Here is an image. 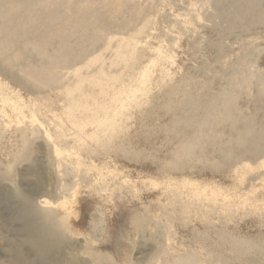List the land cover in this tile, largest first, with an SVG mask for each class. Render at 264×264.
<instances>
[{
    "label": "rangeland",
    "instance_id": "1",
    "mask_svg": "<svg viewBox=\"0 0 264 264\" xmlns=\"http://www.w3.org/2000/svg\"><path fill=\"white\" fill-rule=\"evenodd\" d=\"M237 1L245 5L254 3L253 0L0 1V7L10 11L12 25L28 24L26 31L15 26L14 31L0 33V82L26 99L39 101L45 108L43 112L24 105L26 112L15 116L11 128L6 129L7 143L19 135L12 133L16 128L27 129L30 141L26 154L14 163L11 175L0 180V264H165L167 252H188L194 264H264V249L261 250L264 148L256 152V141L252 140L264 129V21L245 15L233 21ZM260 1L264 10V0ZM11 6L16 9L11 11ZM3 22L0 19V24ZM36 44L48 47L49 53L56 56L64 44L62 53L70 60L65 68L52 69L49 76L54 78L46 87L37 86L22 71L32 64L39 68L37 74L42 73L46 59L34 49ZM141 45L149 49L143 51ZM132 49L142 50L146 56L144 64L134 71L125 68L124 55ZM150 62L154 66L152 72L143 82L135 81L133 77ZM121 74L124 81H118ZM234 74L240 78L238 85L230 83ZM105 84H110L109 90ZM101 88H106L105 95L99 92ZM224 90H229L237 102L236 116L240 113L253 116L248 143L237 138L238 129H247L243 120L235 131L231 123L210 122L202 128L180 119L183 104L191 99L198 102L192 118L204 117V103ZM84 93L86 99L81 100L79 97ZM88 94L92 97H87ZM75 96L77 101L73 100ZM104 103L108 110L102 109ZM74 106L75 110L70 111ZM10 114L3 120L7 122ZM167 118L169 124H176L166 140L161 127L168 123ZM180 131L187 132L184 136L193 141L194 150H190L191 154L180 152L177 158L174 148L179 143ZM123 135L129 138L124 140ZM211 135L228 136L229 142L222 148L230 151L233 158H224L222 151L213 148ZM120 146L129 150H121ZM212 155L220 156L222 171L213 166L209 159ZM170 159L180 161L175 169L165 164ZM6 162L5 153L0 151V173H5ZM73 192H76L74 199ZM65 196L73 200L80 215L73 220V231H66L61 244L43 253L34 239L35 232H28L33 225H26L22 218L23 203L44 210L42 200L57 201ZM219 229L225 232L228 241L233 236H245L246 241L259 242L254 241L251 251L239 252V256L227 254L230 257L227 262L221 254L229 242L225 237L211 235Z\"/></svg>",
    "mask_w": 264,
    "mask_h": 264
},
{
    "label": "bare ground",
    "instance_id": "2",
    "mask_svg": "<svg viewBox=\"0 0 264 264\" xmlns=\"http://www.w3.org/2000/svg\"><path fill=\"white\" fill-rule=\"evenodd\" d=\"M0 1H2V0H0ZM236 1V0H235ZM253 4H244V2L243 3H241L240 1H237V2H235L234 3V5H235V9H234V12H233V15H232V20L233 21H236L237 19H239L240 17H241V15H245V16H253V17H256L257 19H259L260 21H264V10H263V8H262V4H261V1L260 0H253ZM30 8V7H29ZM6 9V8H5ZM4 8H2V7H0V19H2L4 22L2 23V24H0V33L1 32H6V31H14V29H16V27H20L21 28V30H24V31H26L27 30V28H28V24H24V25H22V26H17V25H12V23H13V18H12V15L10 14V13H8V12H10V11H6ZM16 9V7H13V6H11V11H13V10H15ZM218 15V14H217ZM23 17V16H22ZM216 18H217V16H216ZM16 26V27H15ZM247 28H248V26H247ZM253 28V27H252ZM31 30V29H30ZM29 30V31H30ZM228 32H229V30H228ZM3 34V33H2ZM15 34V33H14ZM25 35H26V33H25ZM1 37V36H0ZM154 37V36H153ZM152 37V38H153ZM157 37V36H156ZM64 38V37H63ZM62 38V39H63ZM27 41V40H26ZM25 41V42H26ZM130 41V40H129ZM136 42H138V40H135ZM11 42V41H10ZM9 42V43H10ZM151 42V41H150ZM70 43V42H69ZM0 44L2 45V43L0 42ZM29 44V43H28ZM31 45L33 44V43H30ZM29 44V45H30ZM128 44H130V43H128ZM131 44H132V42H131ZM133 45V44H132ZM8 46H9V44H8ZM65 46H67V43L65 42ZM73 46V45H72ZM134 46H135V44H134ZM142 46V45H141ZM149 47H150V44L148 45ZM33 47H34V49L43 57V59L45 58L46 59V62H45V64H43L42 63V73L41 74H37L36 72V69L39 71V68L38 67H36V66H34V65H32V64H29L28 66H26L25 68H23V72H25V74L26 75H28L29 77H30V79H32L36 84H37V86H39V87H46V86H48L50 83H51V81L53 80V76H49V75H51V71H52V69H55L56 67H61V68H65L66 66H67V64L69 63V58H67V56L66 55H64L62 52H64V50H62V48H64V44H63V47H61L56 53H58V55L56 56V55H54V54H50L49 53V51H48V47H43V46H41V45H39V44H36V45H33ZM59 47V46H58ZM143 47V51L144 50H146V49H149V48H147L146 46H142ZM130 48V47H129ZM134 48V47H133ZM140 48V47H139ZM220 48H221V45H220ZM135 49H136V47H135ZM151 49V48H150ZM131 50V49H130ZM143 51L142 50H140V52L139 51H136V50H133L132 49V52L130 53L129 52V54H125L124 55V57H125V59L127 60V64H125V68L127 69V70H135L136 68H137V66H139V64H141V63H143L144 64V61H146V60H143L144 59V57H146L145 55L143 56L142 55V53H143ZM151 51V50H150ZM172 51V50H171ZM4 52H6V51H3V53ZM127 53H128V51H126ZM148 52H149V50H148ZM153 52V51H152ZM145 53H147V52H145ZM157 54V53H156ZM78 55V54H77ZM152 55V54H151ZM158 56L159 55H157V57L156 58H158ZM86 57H88L87 56V54H86ZM148 58L150 57V56H147ZM153 57V56H152ZM151 57V58H152ZM154 57H155V55H154ZM151 58H150V60H151ZM163 58V57H162ZM16 61H18L19 60V57H17L16 56ZM122 59V58H121ZM160 59V58H159ZM251 59V58H250ZM82 60V59H81ZM95 61H96V59H94ZM147 61H148V59H147ZM124 62H126L125 60H124ZM83 63H84V61H83ZM161 63V62H160ZM10 64H11V62H10ZM143 64H141L140 66H142ZM158 65V67H159V64H157ZM234 65V64H233ZM171 66V65H170ZM152 69H154V66H153V64H152V62H150V64L148 65V66H146V67H144V70L142 71V72H137V74L135 75V77H133L134 78V80L135 81H138V83L139 82H143V79L144 78H146V77H148V74L150 73V71L152 72ZM171 69V68H170ZM239 69H241V67L239 68ZM141 70H142V67H141ZM140 70V71H141ZM244 70V69H243ZM243 70H241V71H243ZM154 71H156V69L154 70ZM158 71V70H157ZM104 72V71H103ZM170 72V71H169ZM195 72V71H194ZM237 72L238 71H236V74H237ZM102 73V72H101ZM106 73V72H105ZM108 73V72H107ZM239 73H240V70H239ZM58 74V73H57ZM236 74H234L233 76H231L232 78H231V84L232 85H238L239 83H240V78L236 75ZM102 75H104V74H102ZM106 75V74H105ZM108 75V74H107ZM122 75V77H121V79H120V77H119V80L118 81H124L123 80V75L124 74H121ZM194 75V74H193ZM113 75H111V78H114V77H112ZM244 76V75H243ZM107 77H110V75L109 76H107ZM87 79H88V77H86ZM85 78V79H86ZM117 79H118V77H116ZM151 78V77H150ZM158 78H159V74H158ZM84 79V78H83ZM102 79H103V77H102ZM105 79V78H104ZM103 79V80H104ZM127 79V78H126ZM184 79V78H183ZM188 79V78H187ZM59 80H60V78H59ZM85 81V80H84ZM101 81V80H100ZM112 81V80H111ZM114 81H115V79H114ZM166 81H167V79H166ZM81 82V81H80ZM113 82V81H112ZM127 82V81H126ZM244 82V81H243ZM242 82V83H243ZM95 83V82H94ZM99 83V82H98ZM124 82H122V84H123ZM128 83V82H127ZM126 83V84H127ZM190 83H191V81H190ZM238 83V84H237ZM75 84H77V83H75ZM79 84V83H78ZM93 84V83H92ZM125 84V85H126ZM101 85V84H100ZM100 85H99V87H100ZM105 85H107L106 87H107V89L109 90L110 89V84H105ZM129 85V84H128ZM131 85V84H130ZM145 85H147V84H145ZM163 86V85H162ZM73 87V86H72ZM91 87V86H90ZM98 87V86H97ZM121 87H123V85H121ZM152 87V86H151ZM74 89H75V87H73ZM82 88H84L83 87V84H82ZM94 88V87H93ZM92 88V89H93ZM154 88V87H153ZM153 88H152V90H153ZM170 87H168V89H169ZM68 89H70V87L68 88ZM72 89V88H71ZM91 89V88H90ZM100 89V88H99ZM123 89V88H122ZM137 89L138 90H140V87H138L137 86ZM141 89H143V88H141ZM149 89V88H148ZM192 89V88H191ZM232 89V88H231ZM49 90H50V88H49ZM136 90V89H135ZM146 90V89H145ZM87 91H89V90H87ZM106 88H101V91H99L100 93H102V94H106ZM170 91V90H169ZM221 91V90H220ZM85 92V91H84ZM95 92V91H94ZM97 92V91H96ZM191 92V91H190ZM211 92V91H210ZM119 93V92H118ZM139 93V92H138ZM145 93V92H144ZM166 93V92H165ZM192 93V92H191ZM214 93V92H213ZM79 94V93H78ZM89 94H91L90 92H89ZM89 94L87 95V97H89ZM93 94V93H92ZM104 94V95H105ZM190 94V93H189ZM94 95V94H93ZM96 95V94H95ZM112 95V94H111ZM137 95V94H136ZM70 96V95H69ZM73 96H74V93H73ZM82 96V95H81ZM79 97L81 100H83V97L85 98V96H86V94L84 93V96H82V97ZM98 96V95H97ZM100 96V95H99ZM130 96H131V94H130ZM138 96V95H137ZM175 96V95H174ZM195 96V95H194ZM209 96V95H208ZM90 97H92V96H90ZM89 97V98H90ZM113 97H115V96H113ZM205 97V96H204ZM78 98V97H77ZM94 98V97H93ZM92 98V99H93ZM158 98V97H157ZM72 99V98H71ZM76 99V96L74 97V99L73 100H75ZM86 99V98H85ZM107 99V98H106ZM114 99V98H113ZM125 99V98H124ZM128 99V98H127ZM146 99V98H145ZM156 99V98H155ZM78 99H76V101H77ZM89 100V99H88ZM95 100V99H94ZM98 100V99H97ZM99 100H100V98H99ZM104 100H105V98H104ZM103 100V101H104ZM108 100V99H107ZM205 100V99H204ZM203 100V101H204ZM0 101L2 102V103H0V151L1 152H4L5 153V155H6V157H7V168L5 169V173H0V180H2L3 178H7L9 175H11V172H12V168H13V165H14V163L15 162H17V160L20 158V157H23L25 154H26V151H27V147H28V145H29V141H30V139H29V134H28V131H27V129H18V128H16V129H13V131H12V133H19V135L17 136V135H15L16 136V139H14L13 140V142H11V143H7L6 142V139L8 138L7 136H6V129H10L11 128V126H12V124H13V122H14V118H15V116L16 117H19L20 115H22L24 112H26L25 111V108H24V105H25V107H26V105H28V107L30 106V107H35L38 111H42L43 110V112L45 111L44 109L45 108H43V106L40 104V102L38 101L37 102V100H32V98L31 99H26L25 98V96H23V95H21V94H19L18 93V91H16V90H13V89H11L9 86H7V85H5L4 83H2V82H0ZM56 101V100H55ZM75 101V102H76ZM102 101V100H101ZM106 101V100H105ZM171 101V100H170ZM71 102V101H70ZM74 102V101H73ZM82 102V101H81ZM100 102V101H99ZM109 102H110V99H109ZM65 103V102H64ZM77 103H80V101L79 102H77ZM76 103V104H77ZM106 103V102H105ZM105 103H104V105H102L103 104V102H102V109H107V106L105 105ZM124 103H126V102H124ZM123 103V104H124ZM198 102H197V100L196 99H191V100H189L188 102H186V103H184L183 104V106H182V109H181V118L180 119H183L184 118V120H190V122H194V123H196V124H198L199 125V127H202V126H204L205 124H209L210 122H215V123H217V124H225V123H231V129H233V130H237V125H238V123H239V121L241 122V120H243L244 122H245V124H246V128L247 129H244V130H240V129H238L237 130V133H238V140H240L241 142H246V143H248V141L249 140H247V137H248V135L249 134H252V130L253 129H251L250 127L252 126V119H253V116H248L247 114H244V113H240V116L238 117V115L236 116V114H235V112H236V110H237V105H236V103L237 102H234V99H232V97H231V95H230V92H229V90H224V91H222V92H220V93H218V94H213L212 96H211V99L210 100H208L207 102H205L204 103V117H198V118H195V119H193L192 118V111H193V109H194V107H196L198 104H197ZM73 105H75V103H72ZM86 104V103H85ZM89 104H91V103H89ZM111 104H112V106H113V103L111 102ZM240 104V103H239ZM41 105V106H40ZM72 105V106H73ZM94 105V103L92 102V106ZM98 105V104H97ZM96 105V106H97ZM124 105H127V104H124ZM69 106V105H68ZM72 106H69V107H72ZM81 106V105H80ZM87 106V105H86ZM111 106V105H110ZM128 106V105H127ZM126 106V107H127ZM89 108H90V106H88ZM100 107V106H99ZM115 106H113V108H114ZM118 107H119V105H118ZM125 107V108H126ZM65 108V107H64ZM74 109H70V111H72V110H75V106L73 107ZM85 108V107H84ZM92 108V107H91ZM124 108V107H123ZM66 109V108H65ZM77 109V108H76ZM92 109H94L95 110V108L93 107ZM116 109V108H115ZM115 109H114V111H115ZM169 109V108H168ZM9 110V111H8ZM67 110V109H66ZM108 110V109H107ZM28 111V110H27ZM85 111H87V110H85ZM128 111V110H127ZM126 111V112H127ZM129 111H130V109H129ZM9 112H12V115L10 116V119L6 122L5 120H3V118L7 115V113H9ZM58 112V111H57ZM93 112V111H92ZM111 112V111H110ZM133 112V111H132ZM170 112V111H169ZM55 113H56V111H55ZM67 114H68V117H69V111H67L66 112ZM65 113V114H66ZM73 113V112H72ZM71 113V114H72ZM82 113V112H81ZM86 113V112H85ZM98 113H100V109L98 110ZM108 113V112H107ZM166 113V112H165ZM45 114V113H44ZM48 114V113H47ZM54 114V113H53ZM64 114V113H63ZM76 114V113H75ZM109 114V113H108ZM122 114V113H121ZM124 114V113H123ZM82 115V114H81ZM93 115V114H92ZM199 115V114H198ZM28 116V115H27ZM60 116V115H59ZM63 116H65V115H63ZM67 116V115H66ZM72 116H73V114H72ZM75 116V115H74ZM124 116V115H123ZM132 116V115H131ZM8 117V116H7ZM55 117H56V114H55ZM89 117H91V116H89ZM96 116H94V118H95ZM125 117V116H124ZM128 117H129V115H128ZM60 118V117H59ZM58 118V119H59ZM75 118V117H74ZM93 117H91V119H92ZM93 118V119H94ZM101 118V117H100ZM105 118V117H104ZM109 118H110V116H109ZM116 118V117H115ZM115 118H114V120H115ZM169 118H171L170 116H169ZM169 118H167L166 120L168 121V119ZM25 119V118H24ZM107 119H108V117H107ZM119 119V118H118ZM175 119V118H174ZM35 120V119H34ZM78 120V119H77ZM85 120V119H84ZM99 120V119H98ZM104 120V119H103ZM153 120V119H152ZM172 120V119H171ZM170 120V121H171ZM66 121V120H65ZM73 121V120H72ZM117 121V120H116ZM122 121V120H121ZM123 121H124V119H123ZM173 121V120H172ZM58 122H60V121H58ZM68 122H69V119H68ZM96 122H97V119H96ZM95 122V123H96ZM108 122V121H107ZM162 122V121H161ZM66 122H64V124H65ZM75 123V122H74ZM85 123H86V121H85ZM94 123V124H95ZM124 123V122H123ZM122 123V124H123ZM164 123V122H163ZM64 124H63V126H64ZM81 124H83V123H81ZM90 124V123H89ZM121 124V123H120ZM145 124H147V123H145ZM144 124V125H145ZM152 124H154V123H152ZM152 124H150L149 123V125L150 126H152ZM156 124V123H155ZM166 124H168V126H166ZM166 124H165V127L164 128H162L161 127V130H162V132H163V135H165L166 136V140H167V138L170 136H168L167 137V135L169 134V132L172 130V128H173V126L176 124V123H171V124H169V121H168V123L166 122ZM71 125V124H70ZM77 125V124H76ZM75 125V126H76ZM99 125V124H98ZM98 125H96V127H98ZM104 125V124H103ZM109 125V124H108ZM125 125H126V123H125ZM129 125V124H128ZM186 125V124H185ZM213 125V124H212ZM72 126V125H71ZM80 126V125H79ZM85 126V125H84ZM87 126H89V125H87ZM92 126V125H91ZM156 126V125H155ZM159 126H161V123L159 124ZM60 127V126H59ZM103 127V126H102ZM106 127V126H105ZM119 127V126H118ZM127 127V126H126ZM125 127V128H126ZM148 126H146V128H147ZM176 127V126H175ZM24 128V127H23ZM71 128V127H70ZM77 128H79V127H77ZM76 128V129H77ZM87 128V127H86ZM142 128V127H141ZM143 128H144V126H143ZM149 128V127H148ZM203 128V127H202ZM201 128V129H202ZM229 128V127H228ZM59 129V128H58ZM88 129V128H87ZM90 129H91V127H90ZM97 129V128H96ZM101 129V128H100ZM106 129V128H105ZM149 129H151V128H149ZM198 129V128H197ZM62 130H64V129H62ZM75 130V129H74ZM83 130V129H82ZM81 130V131H82ZM85 130V129H84ZM112 130V129H111ZM119 129H117V131H118ZM148 130V129H147ZM177 130H178V127H177ZM185 130V129H184ZM59 131V130H58ZM79 131V130H78ZM86 131V130H85ZM155 131H157V130H155ZM219 131V130H218ZM61 132V131H60ZM91 132V131H90ZM146 132V131H145ZM196 132V131H195ZM198 132V131H197ZM87 133V132H86ZM156 133V132H155ZM185 133V132H184ZM184 133L182 132V131H180V139H179V141H177V142H179L176 146L175 145H173V147L175 146V148H174V157H177L178 158V156L179 155H181L180 154V152H186V153H189L190 152V150L192 149V150H194L193 149V141L192 140H190L189 139V137H185L184 136ZM218 133V132H217ZM227 133V132H226ZM78 134H79V132H78ZM84 134H85V132H84ZM97 134V133H96ZM100 134V133H99ZM185 134H187V132L185 133ZM201 134V133H200ZM203 134V133H202ZM219 134V133H218ZM33 135V134H32ZM47 135V134H46ZM101 135V134H100ZM106 135V134H105ZM112 135V134H111ZM154 135V134H153ZM172 135H174V134H172ZM234 135V134H233ZM59 136H60V134H59ZM83 136V135H82ZM81 136V137H82ZM95 136V135H94ZM102 136V135H101ZM110 136V135H109ZM121 136H122V134H121ZM121 136H119L121 139L120 140H122V141H124V140H127L129 137H130V134H129V137H127V139H126V135H123V136H125V139L123 140V138L121 137ZM136 136H137V134H136ZM136 136H134V139L135 140H137L138 138H135ZM175 136V135H174ZM188 136V135H187ZM212 136V135H211ZM231 136H232V134H231ZM17 137H18V139H17ZM78 137V136H77ZM102 137H104V135L102 136ZM111 137V136H110ZM116 137V136H115ZM118 137V138H119ZM191 137V136H190ZM19 138H20V140H19ZM79 138V137H78ZM85 138V137H84ZM172 138V137H171ZM176 138H177V136H176ZM49 139H50V135H49ZM131 139H132V137H131ZM193 139V138H192ZM228 136H222V135H213L212 136V140H213V148H215V150H219V151H222V155H223V157L224 158H233V154L230 152V151H228V150H224L222 147H223V145H225V142H227L228 141ZM10 140H11V137H10ZM80 141V143H82L81 142V139H79ZM83 140H85V139H83ZM134 140V141H135ZM165 140V139H164ZM193 140H196L195 138L193 139ZM252 140H254V141H256L255 142V144H256V146H255V151L257 152V151H261L263 148H264V129H261L260 131H258V133H256V135L254 136V138H252ZM86 141H88V139L86 140ZM85 141V142H86ZM97 141H98V139H97ZM130 141V140H129ZM172 141V140H171ZM78 142V143H79ZM85 142H83V143H85ZM103 142H104V140H103ZM109 142V141H108ZM131 142H133V141H131ZM197 143H198V140L196 141ZM196 142H194V143H196ZM200 142V141H199ZM229 142V141H228ZM79 143V144H80ZM89 143V142H88ZM92 143V142H91ZM101 143V142H100ZM99 143V144H100ZM170 143V142H169ZM201 143V142H200ZM105 144H106V142H105ZM168 144V143H167ZM174 144V143H173ZM202 144V143H201ZM201 144H200V146H201ZM87 145V144H86ZM121 145H122V143H121ZM198 145H199V143H198ZM197 145V146H198ZM241 145V144H240ZM82 146V145H81ZM89 146H93V145H89ZM106 147H107V145H105ZM115 146H117V145H115ZM129 146V145H128ZM196 146V145H195ZM202 146H203V144H202ZM201 146V147H202ZM85 147V146H84ZM84 147H83V149H84ZM88 147V146H87ZM109 147V146H108ZM113 147H114V145H113ZM121 147V146H120ZM130 147V149H131V145L129 146ZM134 147V146H133ZM204 147V146H203ZM86 148V147H85ZM99 148V147H98ZM100 148H102L101 146H100ZM194 148H196V147H194ZM210 148H211V146H210ZM212 148V149H213ZM54 149V148H53ZM89 149V148H88ZM95 149V148H94ZM120 149V148H119ZM128 149V147L127 146H122L121 147V150H127ZM133 149V148H132ZM244 148H242V150H243ZM59 150V149H58ZM115 150H116V148H115ZM118 150V149H117ZM129 150V149H128ZM191 150V151H192ZM196 150V149H195ZM80 151V150H79ZM212 151V150H211ZM214 151V150H213ZM62 152H64V151H62ZM78 152V151H77ZM93 152H94V150H93ZM118 152V151H117ZM128 152V151H127ZM126 152V153H127ZM204 152V151H203ZM206 152V151H205ZM215 152V151H214ZM76 153V152H75ZM80 153H82V152H80ZM122 153H124V152H122ZM131 152H129V154H130ZM243 153V152H242ZM61 154V153H60ZM65 154V153H64ZM79 154V153H78ZM84 154H86V153H84ZM118 154H119V152H118ZM190 154H191V152H190ZM189 154V155H190ZM212 154V153H211ZM246 154V153H245ZM62 155V154H61ZM60 155V156H61ZM66 155V154H65ZM74 155V154H73ZM102 155V154H101ZM103 155H104V153H103ZM183 155V154H182ZM87 156V155H86ZM91 156V155H90ZM93 156V155H92ZM202 156H203V154L201 155V158H202ZM205 156V155H204ZM215 156V155H214ZM213 155H212V157L210 156V160L212 161V164H213V166L216 168V170L217 171H222L223 169H221L222 168V165H223V163H222V160H221V158H220V156L219 157H214ZM98 157V156H97ZM103 158V157H102ZM182 158V157H181ZM204 158V157H203ZM61 159V158H60ZM180 159V158H179ZM175 160V159H174ZM174 160H168L165 164L167 165V166H169V167H171V168H173V169H175L176 168V166H177V164H179L180 163V161L177 163L176 161H174ZM205 160V159H204ZM226 160V159H225ZM227 161V160H226ZM225 161V162H226ZM5 163V164H6ZM74 163V162H73ZM78 164V163H77ZM211 164V165H212ZM224 165H225V163H224ZM69 168V167H68ZM72 168V167H71ZM78 168V167H77ZM248 168V167H247ZM79 169V168H78ZM77 169V170H78ZM76 170V171H77ZM228 170V169H227ZM67 171V170H66ZM216 171V172H217ZM75 173V172H74ZM189 173H190V171H189ZM76 192H73L72 193V195H71V197H72V199H74V197H75V194ZM41 206L44 208V210H37V209H35V208H31L30 207V204L28 203V202H24L23 203V207H24V209H25V213H24V217H22L23 219L25 218V224L26 225H28V226H30V225H33L32 227V229H28V232H29V234H31V233H34L35 232V234H33L34 235V239H35V241H36V243L39 245L38 246V248H39V250L41 251V252H43V253H45L46 251H48V250H55L56 249V245L57 244H61V242H62V239H63V237L65 236V233H66V231H70V232H72L73 230H72V225H73V220L74 219H77L78 217H79V215H80V212L78 211V210H75L74 209V206H73V200H71L70 198H68V197H64L63 199H61V200H57V201H52V200H50L49 198H45L44 200H42L41 201ZM31 216L33 217L31 220H30V218H31ZM30 217V218H29ZM184 218H186L185 216H184ZM80 219V218H79ZM184 220V219H183ZM218 228H216V230H217ZM31 230H33V231H31ZM219 230H221V229H219ZM228 231H230V230H228ZM228 231H227V234H228ZM231 233H233L232 231H230ZM236 233V232H235ZM214 234H217L216 235V237L218 236V238H220L221 239V237H225V232L223 231L222 232V230L221 231H219V232H217V233H211V235H214ZM230 234V233H229ZM238 234V233H237ZM32 235V236H33ZM71 235V234H70ZM211 235H209V236H211ZM215 236V235H214ZM236 236H240V235H236ZM216 237H213V238H216ZM240 237H242V236H240ZM244 238H246L245 236H243ZM242 237V238H243ZM218 238H216L217 239V241H219L218 240ZM242 238H239V237H231V238H229V241L228 240H226V237H225V239L224 240H226V241H228L229 242V246H227L226 248H227V250H224V251H222V254H221V257L222 258H225V260L228 262V261H230V257L227 255V254H234V256L237 254V253H239V252H241L242 254H243V252H245L246 250H250V248L252 247V246H255L254 245V241H257V240H254V241H246V240H244V238L242 239ZM254 238V237H253ZM253 238H252V240H253ZM211 239V238H210ZM223 239H222V241H223ZM248 239V238H247ZM257 239V238H256ZM213 240V239H212ZM214 241V240H213ZM221 241V242H222ZM220 242V243H221ZM225 242V241H224ZM254 242V243H253ZM257 242H259V241H257ZM216 243V242H215ZM222 244V243H221ZM227 244V243H226ZM214 245V244H213ZM216 245H219V242H218V244H216ZM215 245V246H216ZM224 246H226L225 244H223ZM207 246V245H206ZM221 246V245H220ZM258 246V245H257ZM222 248H223V246H222ZM262 248V247H261ZM260 248V249H261ZM218 249V248H217ZM217 249H215V250H217ZM220 249V248H219ZM264 248H262L261 250H263ZM220 251V252H221ZM251 251V250H250ZM264 251V250H263ZM213 252V251H212ZM241 253H240V255H241ZM246 254H249V253H246ZM238 255V254H237ZM194 256V255H193ZM239 256V255H238ZM237 257V256H236ZM241 257H242V255H241ZM232 259V258H231ZM164 261H165V264H176L177 262H179V261H187V262H190L191 264H194L195 263V260H194V258L191 256V254L190 253H188V252H184V253H169V252H167V255L164 257ZM198 263H200V262H198Z\"/></svg>",
    "mask_w": 264,
    "mask_h": 264
}]
</instances>
